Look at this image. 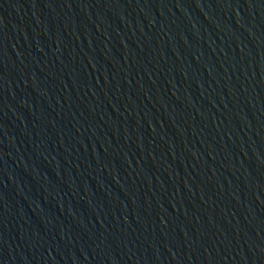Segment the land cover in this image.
<instances>
[{"label": "water", "instance_id": "water-1", "mask_svg": "<svg viewBox=\"0 0 264 264\" xmlns=\"http://www.w3.org/2000/svg\"><path fill=\"white\" fill-rule=\"evenodd\" d=\"M0 264H264V0H0Z\"/></svg>", "mask_w": 264, "mask_h": 264}]
</instances>
